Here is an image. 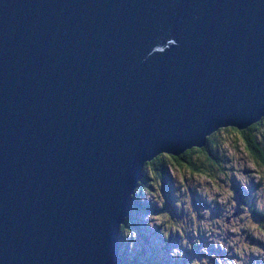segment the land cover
<instances>
[{
  "label": "water",
  "instance_id": "water-1",
  "mask_svg": "<svg viewBox=\"0 0 264 264\" xmlns=\"http://www.w3.org/2000/svg\"><path fill=\"white\" fill-rule=\"evenodd\" d=\"M264 115V0H0V264H124L142 168Z\"/></svg>",
  "mask_w": 264,
  "mask_h": 264
},
{
  "label": "rangeland",
  "instance_id": "rangeland-1",
  "mask_svg": "<svg viewBox=\"0 0 264 264\" xmlns=\"http://www.w3.org/2000/svg\"><path fill=\"white\" fill-rule=\"evenodd\" d=\"M224 152L215 178L171 168L161 186L150 173L138 199L154 210L132 212L138 227L128 229L138 234H122L128 259L140 247L151 259L143 264H264V175L241 148Z\"/></svg>",
  "mask_w": 264,
  "mask_h": 264
},
{
  "label": "trees",
  "instance_id": "trees-1",
  "mask_svg": "<svg viewBox=\"0 0 264 264\" xmlns=\"http://www.w3.org/2000/svg\"><path fill=\"white\" fill-rule=\"evenodd\" d=\"M235 139L239 141L236 142ZM230 147L235 150L241 148L245 157H248L257 168L261 169L264 175V115L258 122L252 123L243 129H238L234 126L219 128L206 136L205 143L202 146H193L179 155L159 154L144 164L142 168V179L138 183L139 187L134 191L135 195H133L134 202L132 209L120 226L119 254L124 264H143L139 263L138 259H142L144 256L146 262H150L149 260H151L150 256L146 255L144 251L142 252L144 255H139V251H141L140 247H138V253L134 252L131 258L128 259L125 255L126 244L125 242L123 243L124 238H122L123 233L130 232L132 234H138V230L135 228L138 227V225L134 223L132 219V212H149L154 210L153 207H150L145 202L139 203L138 199V191L144 187L145 179L150 177V173L156 184L160 183L161 186L167 184V182H171L169 172L171 168L186 170L191 176L205 175L209 178H215L223 172L222 170L226 163L225 160L227 159L224 150ZM255 214L258 217L263 216L261 212H255ZM130 223H134L135 227H133L135 231L128 229Z\"/></svg>",
  "mask_w": 264,
  "mask_h": 264
}]
</instances>
